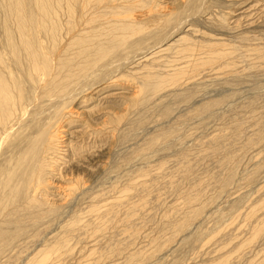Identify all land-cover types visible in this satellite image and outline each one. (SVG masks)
<instances>
[{
	"label": "bare ground",
	"instance_id": "obj_1",
	"mask_svg": "<svg viewBox=\"0 0 264 264\" xmlns=\"http://www.w3.org/2000/svg\"><path fill=\"white\" fill-rule=\"evenodd\" d=\"M0 1L4 5V11L0 12L3 20V28L0 29L1 35H3V38L0 35V150L6 152L13 148L16 154L14 158H9L7 168H3L0 188L4 189V192L7 188L10 189V179L16 175L19 168L21 179L18 186L21 193L31 190L30 196L27 192L25 202L17 203L14 201L16 198L14 200L13 198L18 197L19 193L16 195L11 189L8 192L9 199L7 197V201L2 203L0 264H8V261H3L2 258L15 241L24 234L22 226L26 222L35 224L49 216L64 217L63 219L66 221H63L61 231L46 239L45 242L43 241L42 244H39V235L37 234L30 242L35 247L32 248L29 245L27 249L30 247L31 249L30 252L27 251L28 254L20 257L16 255V257L19 258L20 264H64L65 260L63 259L71 258L73 253V244H69L72 232L82 227L86 230L90 229L91 234L94 235L93 232L99 230V224L102 221L107 223L108 228L115 227L123 205H127L126 203L130 205L129 193L131 190L137 192L136 185L138 184L134 182L135 175L129 172L124 176V183L117 181V175H119L117 170L120 164L124 162L128 165L133 157L144 158L150 151L156 153L158 151L156 149H162L161 147L166 144L163 140L166 141L168 137H173L175 134L173 126L167 129L161 120L159 123H163L164 129L162 127L160 129L158 126L159 130L156 129L148 136L145 135L146 138L137 141L136 146L133 144L132 134L136 129L133 127L142 129L145 122L143 113L139 111L137 121L132 123L130 109L131 107L144 109L143 105L147 98L143 91L144 87L154 82L155 87L152 89L151 95L163 92L167 88L173 90L174 85L178 87L182 80L185 81L187 77H193L191 73L198 64H201V61L198 64L194 62L190 64V61H193L191 60L194 58L193 56L204 54L202 59L206 60L211 58V56H206L209 53L212 56L225 57L228 54H233L239 45L217 43L212 46L209 44V40L203 38L210 35L201 25V18H199L201 24L194 18L201 17L206 10L212 9L217 0H183L173 9L167 4L155 5L153 0ZM180 17H185V24L191 22L192 28L189 31L186 30V38L178 36L172 40L173 44L168 49H177L187 59L191 57L189 64L187 62L185 67L181 66L173 74H169L164 73L165 71L161 72L162 70L157 72L154 70L155 65L148 63L143 67V71L137 73L140 76L141 88L130 92L131 94L125 92L127 88L124 83L121 84L122 82L118 80L120 72L116 77L113 75L115 74L113 71L121 70L123 73L122 63H116L113 60L116 63L114 64L110 59H107L108 62L103 59L107 57L112 48L123 43L130 33L151 27H162L168 25L173 19H176L175 24L179 28ZM211 18H205L209 24L204 23L207 28L208 26L212 28L216 22L210 25ZM178 28L173 27V31L168 36L170 39L173 34L180 32ZM211 28L208 29L211 30ZM218 28L220 26L217 27V30ZM224 28L226 30L225 26ZM224 28L221 31L226 33ZM217 30L215 29V31ZM194 34L199 38H196ZM155 36L153 37L155 38ZM168 37L163 38L167 41L170 40ZM243 37L240 38L245 40ZM214 38L216 39L215 36ZM161 42L163 41L161 40ZM159 44L161 45V43ZM207 45L215 50H211L209 53L203 52V48L208 47ZM239 52L236 53L238 54L237 58L245 55H243L244 51ZM154 59L156 60V58ZM100 60L102 61L99 62ZM248 61L251 63V60L248 59ZM203 62L206 61L203 60ZM256 64L258 63H255L254 66ZM251 67L248 66L249 69ZM109 71L113 73V77L110 76ZM114 85L121 89L118 92L119 101L122 100L121 108L113 109L109 105H104L103 102L96 103L94 105L96 108H84L95 100L98 101L101 92L111 89ZM175 95L177 96L176 93ZM180 98L187 102L191 100L192 95L190 96L189 93L181 95ZM221 101H223L222 97L201 100V103L198 102L197 105L192 106L193 108L190 106V113L197 116L209 113L210 110L212 112V108L218 106L219 103L221 105ZM252 101L253 99L250 102ZM127 102H129L128 105L125 104ZM159 105L162 107L159 113L160 118L166 119L165 117L171 114L173 106L169 101H161ZM214 109H218V107ZM262 115L253 116L255 118L253 125H256V128L253 129L254 134L251 132L252 136L248 139V145L253 141L264 139V116ZM232 123V128L235 131L233 134L235 135L237 132L240 136L243 130L240 129L242 123L238 120ZM225 134H221V131L220 134H213L204 145L212 151H222L220 161L227 164L224 173L210 176L213 180L211 182L216 183V188L214 185V187L212 186V183L206 182L208 179L205 181L204 188L197 187L193 165L182 159L186 158V154L179 152L180 156L183 155L182 160L179 157L180 161L177 160L176 167H172L173 169L163 166L164 160H160V163L157 164L159 174L156 175V179L158 177L159 180L161 174L166 177L171 175L167 184L171 183L169 185L174 189H171L172 187L170 189L176 192L179 189L177 185L180 186V184L175 183L176 180L172 181L171 178L180 174L179 176L185 179V182L188 181L187 197H180L184 200L178 201L180 203L174 213H164L162 220L156 221L157 224L154 227L158 234H151L152 236L148 237V246L135 249L131 248L132 242L127 243L124 240L121 242L116 239L117 241L114 240L113 244L107 248L105 246L102 250L101 248L90 249L91 253L89 252V254L96 255L100 259L109 257L120 259L118 263L112 260V264H136L144 260L145 257H151L155 251L168 248L180 235H185L190 225L204 212L206 204L218 197L222 190L233 181L236 161L239 160L241 154L232 149L230 145L233 140L230 139V141L232 140L230 142ZM238 135L235 136L239 138ZM138 136L136 137L138 138ZM246 146L245 144L244 147ZM5 161L7 162V160ZM165 169L169 172L167 170L164 172ZM148 171L141 169L137 176H144ZM52 186L77 193L75 197L83 199V204H74L73 196H69V199L66 197L65 200L62 197V199L50 198L48 200L46 190ZM146 188L148 187L146 186ZM140 190L138 192L141 193L142 190ZM144 190L143 192L146 193ZM137 194L136 196H138ZM122 197L125 200H122ZM204 197H206L205 201H203ZM146 198L143 200L148 202ZM19 201L21 202V200ZM48 201L52 206L49 204L48 208H45L44 205H47ZM141 205L140 207H143V204ZM130 206L127 205L129 210L124 211L126 214L124 228H129L128 234L133 239L138 233V226L136 228L132 224L136 219L134 216L139 213H137L138 208ZM1 227L4 229L10 227L13 230L9 232L2 230ZM132 227H134L133 230ZM37 247L40 249L36 250Z\"/></svg>",
	"mask_w": 264,
	"mask_h": 264
},
{
	"label": "rangeland",
	"instance_id": "obj_2",
	"mask_svg": "<svg viewBox=\"0 0 264 264\" xmlns=\"http://www.w3.org/2000/svg\"><path fill=\"white\" fill-rule=\"evenodd\" d=\"M182 1L183 0H153L152 2H154L155 5L167 4V6L173 9V7L176 8ZM2 11H4V5H2L0 1V12ZM210 17H212V20L209 21L210 25L214 24L215 21L214 25H216L217 22V25L220 23V25H218L220 26L218 30L217 25V27L213 25L212 28L208 26V28L214 31H211L205 26L204 23L209 25L206 19ZM180 18L179 22L181 25L179 28L175 24L176 19H173L168 25L162 27H151L130 33L123 43L112 48L107 57L103 59V61L106 60L107 62L109 61L107 59H110V61L114 60L116 63H122L121 68L123 69V73H121V70L113 71L116 75L109 72L111 73V77H113V75L116 77L120 74L118 80L122 82L121 84L124 83V86L127 88L125 92L132 93L134 90L141 88L140 76H138L137 73L143 71V67L148 63H153V65H155L154 70L157 72L162 70L161 72L165 71L164 73L167 72L169 74H173V72L181 66L185 67L187 62L189 64L191 57L187 59L183 57L177 49H168L173 44L172 40L178 38V36L186 38V30L189 31V29L192 28L191 22L185 24V17ZM199 18H201L202 24ZM194 19L198 20L200 24L205 27L204 30L209 33L210 36H202H204V39L206 38L209 40L208 42L210 45L212 44V46H215L217 43H228L233 45L235 43L237 46L239 45L240 49L237 47L238 51H234V55L228 54V56L226 55L225 57H216L209 53L211 50L215 49L207 45L208 47H204L205 49L203 48L202 51L209 53L208 55L206 54V56H211V58H209L210 60L202 59L204 54H202V56L201 54L196 57L193 56L194 58H191L193 61H190V64L193 62L198 64L199 61H201V64H198L193 73H191L193 77L184 78L185 81L182 80L183 83L181 82V86L179 85L176 87L177 85H174L173 90L167 88L165 89L166 91L164 90L163 92L154 94L156 95L155 97L150 94L155 87L154 82L144 87L145 89L143 91H145V97H147L143 105L145 106L144 109L140 110L141 108L139 107H131L130 109L132 123L137 121L139 111L143 113L145 122L144 128L142 129L133 127V129L136 128L132 134L134 139L132 140V142H134L133 144L136 146L137 141L154 133L156 129L159 130L158 126L160 129L161 127L164 129L163 127L165 126L169 129L173 126L172 129H175V134L173 137H168L166 141L163 140L166 144L163 145L162 142L161 144L164 147H161L162 149L158 147L159 149H156L158 150L156 153L150 151L144 158L133 157L131 163L127 165L122 162L118 167V170L121 169L120 171L117 170V174H119L117 175L118 182L124 183V176L129 172L135 175L134 182L138 184L136 185V187H138L136 188L137 192L131 190L129 193L130 205L138 208L137 213L139 214L134 216V219H136H133L134 221L132 224L133 226L135 225L134 227L136 228L138 226V233L136 237L132 239L128 234L129 228H124L126 224V214L124 211L129 210L127 205L130 206L126 203L127 205L124 204L125 206L123 205V208H121L119 212L117 226L108 228L109 226L107 227V223L102 221L103 223L101 222L102 224H99V230L93 232L95 233L94 235L91 234L92 231L90 229L86 230L82 227L72 232L71 236L69 235V244H73V253L71 254V258L66 257L63 259L65 260L64 264H112V260L118 263L120 259L116 260L117 257L100 259L97 258L96 255H90V249L101 248L102 250L105 246L107 248V246L117 241L116 239L121 242H123V240L127 243L132 242L131 248L134 247L138 249L147 245L152 235L158 234L154 226L157 222L162 220L165 215L164 213H174V210L179 206L178 203L180 202L178 201L184 200L183 198L187 197L186 195L188 194V181L185 182V179L179 176L180 174L175 175L177 174L175 173V176L171 178L172 181L176 180L175 183L177 182L180 184V186L177 185L179 189L177 188L178 190H176V192H174L175 190H171L174 189V187H170L169 184L171 183L167 184L171 175L170 177H166L165 174V176L161 174L162 178L159 176V180L158 177L156 179V175L159 174V171L157 172V164L160 163V160H164L163 166L171 169L172 167H176L175 164L183 157L182 154L180 156L179 152L184 153L187 155V159H182L189 161L196 172L197 187H201L202 189L205 187L206 182H209L216 188V183L211 182L212 178H210V176H212V174L213 176L215 174H221V172L224 173L227 164L221 163L220 161L222 151H212L204 145H206L205 142L208 141L213 134H220V131L221 134L227 132V139L229 141L230 139L233 140H231L232 143L230 146L235 152L241 154L239 160L236 161L235 175L232 183L226 186L227 188L225 187L218 197L206 204L207 207L204 208V212L192 225H190L185 235H180L168 248L162 251H155L151 257H145L144 260L136 264H264V139L253 141L248 145V139L252 136L251 132L254 134L253 129L256 128V125H253L255 122L254 117H257L255 115L258 114V116H261L264 114V0H217L212 9L209 8L201 17L197 16ZM221 25L222 28L225 26L228 32L225 28L224 30L226 33L222 32ZM173 27L178 28L180 32L173 34L170 39L168 36L169 33L173 31ZM2 28L3 20L0 15V29ZM215 29L217 31H215ZM1 33L0 31V35ZM194 35L196 38H199L196 34ZM153 36H155V38ZM246 36L248 37L246 38ZM1 37L3 38V35H1ZM163 37H168L170 40L166 41ZM240 37L245 38L246 41ZM210 38H213L212 41ZM161 40L163 42H161ZM159 43H161V45ZM202 51L201 53H203ZM239 51H244L245 53L243 52V55H245L237 58L236 55L238 54L236 53ZM261 52H263L262 55ZM154 58H156V60ZM248 59L251 60V63ZM203 60L206 62H203ZM101 61L102 60L99 62ZM114 61L113 63L116 64ZM253 62L258 63L259 65L256 64L255 66L259 67L256 68ZM252 64L253 67H251ZM248 66L253 70L251 68L249 69ZM111 67L113 68V66H110V68ZM110 76L107 77L109 78ZM114 86L111 89L101 92V95L98 96V101L95 100V103L93 102L91 105L85 106L84 108H96L94 105L98 102H103L104 105H109V107H113V109L116 108L118 110V108H121L120 102H122V100L119 101L118 94L121 89L118 86L114 88ZM189 93L190 96L192 95L193 99L191 98V100L186 102L180 98L181 95H188ZM107 95L108 97L105 98ZM215 97L217 99L220 97L223 98L221 105L219 103L218 106L214 107H218V109L212 108V112L210 110L209 113L207 112L197 116L190 113L191 107L197 105L201 100L205 101L207 98L215 99ZM252 99L253 101L250 102ZM161 101H169L173 106L171 114L165 117L166 119L160 118L159 115L162 108L159 105ZM125 104L128 105L129 102ZM237 120L242 123L240 129H243L240 136L237 132L235 134L236 136L238 135L239 138L233 134L235 131L232 128V122ZM159 121L163 122L165 126H162L163 123L160 124ZM158 123L159 125H157ZM141 132L144 135H139L142 134ZM230 132L236 137V140L232 134L230 135ZM228 135L234 138H229ZM136 136H138V138ZM244 143L247 145L246 147H244ZM10 151H6V153L0 150V182L3 179L4 169L8 166L7 163L9 158H14L16 155L13 148L10 149ZM5 160H7V162ZM141 169H147L149 173L146 172V176L138 177L139 175L137 173ZM167 169H165L164 172ZM19 173L20 171L18 168L16 175L10 179V189L7 188L5 190L6 192H4V189L0 188V221L3 220L2 203H4L5 200L7 201L8 192H10L11 189L16 195L19 193L18 197L16 196L13 198V200L16 198L14 201L17 203L25 202L24 199H26L27 192L29 196L31 195L30 189L29 191L27 190L26 193H21L20 187L18 186L21 179ZM160 180L161 183H159ZM146 186L148 188H146ZM51 188L52 191L50 189L46 190L48 200L50 198H63V200H65L73 196V200L75 201H73L74 204H83V199L75 197L77 193L65 189L64 191L61 188L59 189L58 186H52ZM139 190L142 194L138 192ZM143 190L146 191V193L143 192ZM136 193H138V196H136ZM177 195L180 196L178 197ZM143 197H147L146 199H148V202L144 201L145 199ZM205 198L206 197L203 198V201H205ZM18 199L21 200V202ZM122 200H125V198L122 197ZM49 202L50 201L47 202V205H44L45 208H48ZM141 204H143L144 208L140 207L142 206ZM63 218L64 217L49 216L41 220V222H35V224L26 222V224L22 226L24 227V234L15 241L7 252H5V257L3 256L2 260L8 261V264H20L19 258L16 257V255L19 257L21 255H26L31 247H35L34 244L30 242H32L37 234L39 235V244H42L43 241L45 242L46 239H49L51 236L61 231V225H63V221L65 220ZM134 227H132V230ZM1 228L9 232L13 230L10 227H6V229L3 227ZM29 245H31V247L27 249ZM38 249H40V247L36 248V250Z\"/></svg>",
	"mask_w": 264,
	"mask_h": 264
}]
</instances>
